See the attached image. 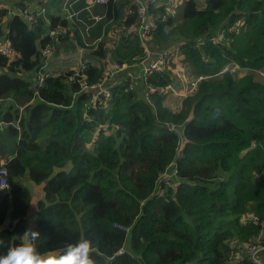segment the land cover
Masks as SVG:
<instances>
[{
	"label": "trees",
	"instance_id": "trees-1",
	"mask_svg": "<svg viewBox=\"0 0 264 264\" xmlns=\"http://www.w3.org/2000/svg\"><path fill=\"white\" fill-rule=\"evenodd\" d=\"M171 2L146 3L153 27L143 39L135 31L137 6L122 17L108 0L103 23L95 24L86 13L67 20L61 14L67 0H19L17 7L37 17L30 23L7 15L5 8L14 6L2 2L0 37L7 32L14 57L0 56V100L25 114L18 118L15 108V115L0 118L13 138L6 146L13 155L5 163L8 192L0 190V255L21 243L31 203L22 184L27 178L43 185L34 215L41 252L63 251L88 236L100 264H228L236 252L237 264H257L241 244L264 241V229L240 218L264 222V76L258 73L264 70V0H182L179 20L166 10ZM236 21L238 34L226 32ZM55 29L61 34L50 36ZM217 30L231 36L229 44L194 46ZM63 41L87 50L86 82L103 81L110 90L101 104L91 101L95 92L69 80L65 65L36 85L43 48L55 51ZM177 41L193 76H213L228 62L247 68V75L208 77L175 108L162 91L179 88L168 68L141 78L156 88L147 98L136 84L130 88L138 75L131 69L147 51ZM193 103L188 142L174 168L179 184L166 186L161 175L179 145L169 127L181 124ZM259 259L264 263V254Z\"/></svg>",
	"mask_w": 264,
	"mask_h": 264
},
{
	"label": "built area",
	"instance_id": "built-area-1",
	"mask_svg": "<svg viewBox=\"0 0 264 264\" xmlns=\"http://www.w3.org/2000/svg\"><path fill=\"white\" fill-rule=\"evenodd\" d=\"M107 1L108 0H93V2L89 5V7L93 5L94 3L102 4V3H106ZM158 1L159 0H148L147 4H154ZM3 8H4V5L2 1L0 0V9H3ZM5 10H6L7 15L20 16L30 23H35L37 21V17L34 14L28 12V10L26 9H21L17 6H14L13 8L6 7ZM145 11H146L145 6L144 7L137 6L136 8V15H137L138 21H137V26H135V31H136V34L142 39L148 35V33L151 31L153 27L151 20L148 17H146ZM74 15L75 14L71 13L69 10H65V18L69 20L70 22H72V18ZM91 19L94 21H98L100 18L98 16H92ZM234 26H238L240 28L241 22L236 21ZM87 29L88 27L86 28V30ZM223 32L224 31H218L214 35L210 36L209 38L203 39V42L205 43L206 41H210L211 43H219V41L222 38H224ZM59 34H61V31L59 29H55L49 32V35L53 37ZM2 36H5V39L0 41V56L6 57L7 59H13L14 52L11 47L10 41L7 38V32L3 34ZM201 44L202 42L199 43V45ZM171 46H175V45H171ZM78 50H79L78 55L81 57L82 51L81 49H78ZM53 52H54L53 45L46 46L45 48H43L41 52L42 66L40 68L39 73L36 75V85L38 87L42 85L46 76L51 74V72L48 69V65H49L48 61H49V57L51 56ZM147 57H150L149 63H146L145 61ZM147 57L141 62H139L138 64L133 66V68L134 67L138 68V75L136 74L137 77L135 76V79L131 80V85H130V88L133 89L135 87V84L137 85L138 83L139 87L141 88L142 96L146 98L149 94L154 93L156 91V88L153 86H148V85L143 86V81L141 80V78L148 76L153 71L165 70L168 60H170L171 54L167 51H164L161 53H150V51H147ZM86 67H87V63L84 62V60H81L80 62H78V65L74 69L71 70L72 73L69 76V80L77 81L79 83L81 91L92 90L93 92H95L94 97L92 98V100L91 99L90 100L92 102H97V104H101V101L103 98H109L110 96L109 87L105 85L103 81H99L94 84H88L86 82V75L83 73ZM115 67L118 68L117 65H115ZM240 70H245V69H243L242 67H239L234 62H228L220 70L221 72L219 71L220 74L217 72L213 76L224 75V74H229L232 76V75L238 74ZM111 73L112 72H110V74ZM258 73L261 76L263 75V71H258ZM213 76L202 75V74L197 75L195 77L193 76L194 78L192 77L193 79L191 78L187 82L186 88L184 89L182 96L185 95L186 93L193 91L197 87L200 81L205 80L208 77H213ZM162 91L164 92L165 90H162ZM75 95L76 94H74L73 96ZM2 125L4 124L0 123V126ZM7 176H8L7 168L5 167V164H1L0 165V190H2L4 193L8 192ZM175 178H176L175 171H173L171 176L166 175L165 171L161 175L162 183L170 187H175L179 184ZM248 220L254 221L256 224L264 228V222L259 221L258 218L255 216L248 215V216H243L240 218V222L242 224H244ZM241 245H242L241 249L243 251H247L250 257L252 258V260H254L257 264H264L259 259V256L264 254V241L263 240L257 239L253 243L244 242ZM239 259H240V256L238 252H236L235 254H231L228 257V264H237L239 262Z\"/></svg>",
	"mask_w": 264,
	"mask_h": 264
},
{
	"label": "crops",
	"instance_id": "crops-1",
	"mask_svg": "<svg viewBox=\"0 0 264 264\" xmlns=\"http://www.w3.org/2000/svg\"><path fill=\"white\" fill-rule=\"evenodd\" d=\"M32 2H34V0H30ZM36 1V0H35ZM148 0H112V5L117 7L119 10H121V15L122 17L125 16L128 12H129V8L134 6H140V7H144L146 6V3H147ZM181 0H172L171 4H172V7H175V4L174 3H180ZM2 2L6 5V6H9V7H12V6H18L17 5V2H19V0H2ZM93 2V0H68L67 3H66V6H65V9L63 10V12H61V14L65 15V10H69L71 13L75 14L73 17L78 19L79 18V15L81 17H83L86 13V15L88 14L90 16V18L92 16H98L100 19L98 21H94V23L96 24L97 22H102L104 21L103 19V12L104 10H106L107 6H105V3H102V4H98V3H94L93 5H91L89 7V5ZM178 7V5H177ZM104 8V9H103ZM146 12V11H145ZM147 15L148 14V11H147ZM181 16V14H180ZM179 16V18H180ZM149 18V16H148ZM73 19V18H72ZM150 19V18H149ZM112 20H113V16H112ZM151 20V19H150ZM122 22V20H120ZM111 20L108 22L110 23ZM122 24H119V26H121ZM116 26H118V24L116 23ZM87 31V30H86ZM73 51L75 52V57L77 58L76 62H74L72 64V66L69 68L70 70L74 69L77 65H78V60H83L84 57H86L87 55V50L83 52L82 50V53H81V57L78 55V48H76V45L75 43H72L70 41H63V42H59L58 43V49L55 50L51 56L49 57V65H48V69L50 72H54L56 71L59 66L61 65H58L59 62L57 64H54L53 61H56V56L58 55H62L64 59L67 58L68 54ZM69 52V53H68ZM94 63L95 64H98L97 63V59L95 58L94 60ZM60 68H62V65L60 66ZM131 71H134L135 73H138V68L134 67L131 69ZM34 74H31L30 78L32 80V86H34ZM113 80H111L112 82ZM186 88V87H185ZM182 94L180 95V98H181ZM174 99L173 98H169L167 99V105H169V107L171 108H175L179 103L177 104H174ZM36 103V100H33L31 104H35ZM17 106V105H13L12 102H10V100L6 99L5 101L3 100H0V118L2 117L3 114L5 113H8V114H12V110L15 109L14 107ZM25 114V113H24ZM1 123V121H0ZM0 140L3 142L4 146H1L0 147V165L1 164H5L6 162H8L11 157L13 156L12 155V149H8L6 146L9 145V143L13 140V138L10 140V134H6L9 127H2L0 126ZM6 142V143H5ZM1 145V144H0ZM29 187L31 188V190H33L31 192V203H30V206L32 207L31 208V215L29 216V219L35 215L36 213V210H37V202L42 198L43 196V185L42 184H39V185H36V184H33L31 183L29 185ZM8 224V222H6V225ZM9 225V224H8ZM5 225L3 226H0V229L3 228Z\"/></svg>",
	"mask_w": 264,
	"mask_h": 264
},
{
	"label": "clouds",
	"instance_id": "clouds-1",
	"mask_svg": "<svg viewBox=\"0 0 264 264\" xmlns=\"http://www.w3.org/2000/svg\"><path fill=\"white\" fill-rule=\"evenodd\" d=\"M37 220V216H32L27 221L23 233L19 235L21 243L0 255V264H100L92 254L95 241L88 236L66 243L63 251L41 252L35 243L41 235L36 226ZM3 244L4 241L0 240V246Z\"/></svg>",
	"mask_w": 264,
	"mask_h": 264
},
{
	"label": "rangeland",
	"instance_id": "rangeland-1",
	"mask_svg": "<svg viewBox=\"0 0 264 264\" xmlns=\"http://www.w3.org/2000/svg\"><path fill=\"white\" fill-rule=\"evenodd\" d=\"M181 2H182V0L180 1V3H178V2L177 3H174L175 4V7H173V8H171L172 7V4H170L169 8L168 7L167 8L165 7L166 10L172 16L175 17L176 20H179L180 19L179 16H180V13H181ZM177 5H178V7H177ZM235 23L236 22H234L233 25L230 26V27H228L225 31L229 33V32H231V31L234 30V33L235 34H238V32L240 31V28L238 26H234ZM218 31H220V30H217L216 32H218ZM225 31L223 32L224 38H222L219 41V44H224L226 42H228V44H229L230 39H232L231 36L229 38L228 35H225ZM200 42H202L201 45H199ZM182 43L183 42H181V41H177V43L175 44V46H171L170 45V46H167V47H165L163 49H156V50L150 51V53H161V52L167 51V52H169L171 54L170 60H168L169 61V64L167 63V67L166 68H168L167 70L170 71L172 73V75L174 76V78H175V84L177 86H179V88H177V87H175L173 85H170V87H167L165 89L164 94H166L167 98H173L175 100L174 101V104L179 103V101H180V95L183 93V91H184V89H185V87H186L187 82L189 81V79H191L193 77V74H191L192 72L187 67V65H185L183 63V60H182L183 59V56L181 55L180 49H179V47L181 46ZM203 44H204V42H203V39L202 38H199V39H197L194 42V46H196V47H200ZM56 59H57L56 61H53L54 64H57L59 61H61L62 63H59L58 65L61 64L62 67H63V65H65L64 67L66 69H69L72 66V64L74 62H76L75 52L71 51L68 54V56H67L66 59H64L62 55L56 56ZM224 65L218 70V73L219 74L221 72L220 70L224 67ZM243 69L247 70V68H243ZM245 70H240L238 74L232 75V78L234 80H238V79L242 78L243 76L247 75V72ZM262 71H263V75L262 76H264V70H262ZM197 75H200V74H197ZM197 75H195V76H197ZM202 75H206V74H202ZM218 77L221 78L222 75H218ZM176 79H177L178 83H177ZM29 81H30V83L32 85L31 78H29ZM136 87L141 92V88L139 87V84L138 83H137ZM14 108L18 109V113H17V117L18 118L21 117V116H23L24 111H25L23 109V107H21V106H15ZM12 114L15 115V109L13 110V113ZM85 119L86 120H90V119L87 118V116L85 117ZM22 184L24 186H26L31 192L33 191L29 187V185L31 183L29 182V180L27 178L22 179ZM31 206H30V208L28 210V220H29V216L32 214L31 213V208H32ZM125 248H127V247H125ZM121 252H122V250H121Z\"/></svg>",
	"mask_w": 264,
	"mask_h": 264
},
{
	"label": "water",
	"instance_id": "water-1",
	"mask_svg": "<svg viewBox=\"0 0 264 264\" xmlns=\"http://www.w3.org/2000/svg\"><path fill=\"white\" fill-rule=\"evenodd\" d=\"M5 36H1L0 37V41L4 40ZM146 63L150 62V57L146 58ZM194 105L195 103H193L188 116L184 119V121L181 124H172L169 128L171 131H174L178 136H179V145H178V149L176 152V156L174 158V161L172 162V164L165 170V174L171 176L174 168H175V163L178 160L185 144L188 142L187 138L184 135V129L185 127L190 123V121H192L194 119ZM264 229V228H263Z\"/></svg>",
	"mask_w": 264,
	"mask_h": 264
}]
</instances>
